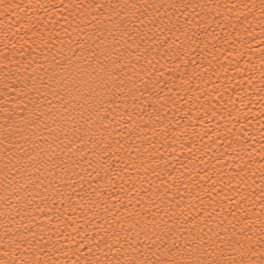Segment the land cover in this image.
<instances>
[{"label":"snow or ice","instance_id":"obj_1","mask_svg":"<svg viewBox=\"0 0 264 264\" xmlns=\"http://www.w3.org/2000/svg\"><path fill=\"white\" fill-rule=\"evenodd\" d=\"M62 4L5 73L0 264H264V0Z\"/></svg>","mask_w":264,"mask_h":264},{"label":"bare ground","instance_id":"obj_2","mask_svg":"<svg viewBox=\"0 0 264 264\" xmlns=\"http://www.w3.org/2000/svg\"><path fill=\"white\" fill-rule=\"evenodd\" d=\"M17 2L32 5L31 7H25L24 11L20 14L22 19H18L15 12L7 16L3 12H0V39H2L4 35L3 25H15L16 28L19 29L15 35L9 33L7 47H5L3 43H0V53H3V55H0V126H2L4 122V107L17 110L23 109V105L18 103L20 97L17 95L19 87H22V85H14L12 80L6 77L5 73L8 72L10 75L27 76L28 72L25 71L24 63L32 56H35L38 62H44L43 51L33 43L39 37L33 36L28 29L32 28L36 32H40V30L43 29L46 34L52 32L54 28L55 32H59L63 35V29L68 28L66 18L72 19L67 10L61 11L60 8L55 7V5L60 4L61 8H63L62 0H17ZM13 31H16V29L14 28ZM13 42L16 44L15 48L12 47ZM253 47L258 49L260 45L254 42ZM34 48L35 51H33ZM44 51H47V49ZM52 51H55V48H53ZM254 55L258 56V51H256ZM4 56L7 57V60L4 59ZM50 58L49 55V59ZM228 59L235 64V59L233 57L230 56ZM244 59H247V57H244ZM243 68L244 64L243 60H241V69ZM17 69H19L18 74ZM30 71L31 69H29V72ZM228 76L232 78L230 83L234 85L235 88H240L241 85H243V88L252 91L249 87L246 71L241 72L233 69L229 71ZM241 76H243V79H240ZM256 95L258 100V90ZM233 99L236 100L237 97L233 95ZM237 107H239L238 102ZM257 108H259V103H257ZM253 123H255V121H253ZM257 127H259L258 124ZM0 131H2V127H0ZM0 168H3V160H0ZM2 195L3 187L0 185V196ZM3 211V205L0 204V212ZM0 219H2V217H0ZM0 231H2V229H0Z\"/></svg>","mask_w":264,"mask_h":264}]
</instances>
